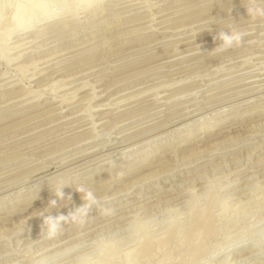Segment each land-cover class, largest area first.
I'll use <instances>...</instances> for the list:
<instances>
[{"label": "rangeland", "instance_id": "1", "mask_svg": "<svg viewBox=\"0 0 264 264\" xmlns=\"http://www.w3.org/2000/svg\"><path fill=\"white\" fill-rule=\"evenodd\" d=\"M1 1L5 2L4 4L7 7L2 12V19H1V24H0V37L4 35L5 31H7L9 27L8 22L11 21L10 19H12L13 9L17 6L19 7V5L20 7H22L26 3V0H1ZM104 1L105 0H103V2ZM130 1L132 4L134 3L136 4H134L133 7L129 6L128 8L124 7L121 9L123 10H126V9L128 10L130 8L137 9L138 7L139 9L137 11H141L140 15H134L132 17H127L125 19L121 18L116 22H114L115 20L110 19L106 27H114V26L122 25L124 24V22L127 23L133 20L144 19L145 21H143L142 23L118 28L114 30L113 33L106 34V36L104 33H102L105 30V28H101L92 33L84 32L81 35L75 37L74 39L66 41L65 43L54 45L53 47H49L51 46V44L46 47L43 46L42 48H47V49H41V51L36 53L34 56L24 59V61H19L20 59L14 60L13 58L16 57V54L22 52L21 50L25 48L26 46L32 45L31 48L24 50V51H28L32 48H35L36 46L43 44L47 40L39 41L43 37L42 36V37H39L40 39L37 38L36 40H34L35 42L33 41L32 43L27 44L26 42L27 40L29 41V37L26 38V35L28 36V34L23 35V36H18L17 34H20V33L13 32L12 33L13 35L10 36L8 41L6 42L4 46L5 48H3L4 55L2 54L1 55L2 57H0V85L1 83L2 84L13 83L12 85H14L15 83L16 85L18 84L20 86V91L11 93L9 95H3V94L8 93V92H3L2 94H0V96L3 95L2 97H0V101L3 99L9 98V97H13V95L16 96V95L23 94V93L25 94L26 92H28V90H35L37 85H34V82L30 84L31 75L41 70L43 67L46 66V64L48 65L53 60H54L53 62H55L56 60L59 59V58L53 59V56H51L49 52H52L56 50L57 48H62V47L66 48L69 45L77 46V44H80L81 42L85 41V39L89 38L94 33L95 35H99V36L100 34L101 36L104 34L105 37L109 35L107 39H102L96 43H93V45H98V43L103 44L105 42L107 43L108 41L112 42V39L115 40V39H118L124 36L137 34L142 31H148L150 30L148 26L150 23L148 24V21H146L145 18H149V15L151 14L164 12L166 11V9L172 10L174 8V7L171 8L172 7L171 6L172 2H171V3H166L167 5L164 8L156 9L155 6L156 7L157 5L159 6V4H161L162 2H165L164 0H138V1L135 0L136 2L133 0H130ZM197 1H201V0H196V2ZM261 2L264 3V0H222L220 2L207 1V2H203L199 5L194 6V7H199V6H203L206 4L208 5V3L210 4L215 3L213 7L200 10L198 12H194V14L196 13L200 15L192 17L191 19L183 22V23H186V22H191L193 20L202 21V22L199 21L197 23L194 22L193 23L194 26L189 25L188 27L190 28L187 27L188 28L187 31L189 32H187L186 34L191 33L190 32L191 29L199 30V29H204V28H209V27H212L215 29H206L200 32H196L195 35L197 37L199 35H204V34H209V35L211 34V37H205L200 40L184 43L182 45H179L178 47H174L171 45L177 43L180 40L192 39L193 36L189 35V36L183 37V39L179 38V39H174V40H169V41H162V42L159 41L163 38L165 39V37L166 38L176 37L177 33L169 34V33H162V31L169 27H174L177 24L157 28V33H155L154 31H149L147 32V35H149L148 37H146L144 34H139L132 38H128L122 41H117V43L115 42L114 44L109 45L107 47L108 48L107 51L102 52L101 55L103 54L108 55V54H111L113 52H117L120 50L123 51V49L125 48H128V49H126L125 51H123L122 53L118 55H114L115 57L112 56L111 59H109V61L117 62V63L115 64L112 63L113 64V65L111 64L112 66L107 65L103 68H98L96 70L98 73L106 69H110L112 71L118 70L119 68H123L124 66L135 64V62H140L142 60H145V61L135 64L133 66L127 67L125 69L118 70L117 72L111 74L109 76L110 80H106L100 86L104 89L102 91H96L97 94H100L104 92L107 88H110L107 92H104V97H101L99 99L100 102L99 101L96 102V100H92V102L90 101L91 103L86 101L85 104L80 105L79 107H75V108L72 107L74 106L72 103H71L72 105L64 104L62 105L63 110L60 107L44 109V108H48L49 106H57L58 103H56L55 101L48 102L42 106H39L35 102L32 104L26 105L24 107H20V108L10 110V111L0 114V163L5 160L7 161L8 159L20 158V157L22 158L25 156H29V158L33 157L36 159L42 155L44 156L45 154H52L54 152H57L53 158L47 160L50 162L48 164H45L46 166L52 165L51 167L43 170V171L49 170L47 173L40 175L38 177L32 178V180H28V181H25L23 183H19L16 185L10 186V184H13L14 182L8 183L9 185L6 183L10 187L4 184L7 187L3 185L4 186L2 187L3 189L0 190V206H1L0 207V218H1L0 219V264H83V263L90 264L91 262H92L91 264H98L99 262L97 261H100V259L106 258V255H105L106 252H107L106 253L107 258L109 259L111 258L113 262L115 261L114 263L116 264L127 263L128 264L127 261H124L121 259H124L125 252L126 254H129L127 250H130V248L135 249L134 248L136 246L135 241L138 240L137 238L139 236H141L140 234L147 235V233H149V237L152 235L150 238H154V236L156 235V239H157L159 238V235H161V233H164L166 231V229L164 230V227L166 226L165 225L166 221L164 220H166L165 218H167L168 215L164 214L163 213L164 211L161 213H158V212L154 214L152 213L148 216L146 215L147 217L146 218L143 216L144 213L140 214L136 212L135 208L138 205V203H135L131 205L128 209L130 212L129 211H128L129 213L127 212L128 216L125 217L124 219V221L126 222L124 226H122L119 230L111 234H107V235L104 234L103 237L101 234V237H102L101 241H98V242L94 241L92 243H91L92 240L86 241L83 245H81L80 249H78L76 252H74L73 254L69 256L72 259L65 258L66 260L64 261L62 257H58V259L56 258L53 259L51 257L52 256L51 253L53 254L54 251L56 252L57 250H60L67 245L69 246L88 236H91L90 234L83 235L85 227L90 226V224L94 223V221H97V219H99L100 217H101L100 219L109 217L111 214H107L108 212L106 213L108 209L118 206L119 204L121 205V204L127 203L128 201L138 199L139 196H142V199H143L142 200L143 202H141L140 205L146 203L147 200L148 202H150L152 199L156 200V198L159 195H163L161 192L163 191L168 192V190L172 186L175 187V189L177 188L176 190L178 189L182 190L184 188L183 189L184 194L182 195L181 199L186 200L190 196H195V200L197 202L195 200L194 201L196 203L195 206L197 208L194 206V209H193V212L195 210L194 214H196V212L198 213V210L200 212V209H204L208 207L209 203H211L210 207L212 209L208 208V210L210 209L209 212H213V213H210V215L213 214L211 217L216 215L215 217H213V225H214V228H216L214 229L215 233L213 232L211 234L213 238L208 237L209 239L205 240L206 247H204V249L206 248V250L208 251L207 252L208 254L205 252L206 250L202 251L211 258L209 259L208 256L205 257V254L203 253L204 254L203 257L209 260L207 261L204 258L200 259L199 264H206V262L207 264H219V263L221 264L222 262L221 260H225V258L226 259L228 258L227 259L228 264H255V263L264 264V167L261 169L260 172L258 173L256 172V169L260 168L264 164V162L259 163V164L254 163L255 159L260 158L261 156L264 155V149L259 150L257 152V155L254 158L251 156L250 160L247 159L249 157L247 156V153H246L249 150L256 148L257 146L259 147L264 146V71L261 70L260 68V67L264 68V62L259 63L264 59V55H262L261 57L259 56L256 57V55H254L255 56L254 57L252 55L253 57L250 59L251 62L249 60V63L243 65V67H240L239 69H234L228 72H220V73H217L218 75L217 74L213 75L214 68L209 67L214 64L216 65L217 63L219 64L221 61H226L228 59L230 60V59L242 56V55L252 54L251 52L255 53L258 51L261 54L262 53L264 54L263 49H260V50L258 48L252 49L253 46L258 47L264 44V41L256 43L257 40L264 39V17H263L264 11L262 12L257 11V10H264V5H261L260 4ZM74 3H75L74 0H47V1L42 0V5H43L44 10L41 15L39 16H37V14L34 15L32 17L31 23L34 24L35 28H37L38 25L44 22L42 21V23H40L42 18H46L48 16H54V15H56V18H59L60 16L64 17V16L74 15L75 18L83 19L82 16H84L86 13L84 12V8H83V6L85 5L81 4L79 6H75ZM97 3H98V0H90L88 1L87 4L89 8L95 9L96 8L95 4ZM192 3H189V4H192ZM185 5H187V3ZM185 5L184 4L182 6L178 5L175 8H180ZM190 9H193V8H190ZM120 11H121L120 9L115 10V12H120ZM177 12L179 11H175L170 14L173 15L174 13H177ZM170 14L164 15L163 17L164 18L165 16L168 17V15ZM194 14H190V16ZM123 15H126V14L123 13ZM21 16L23 15H20V18L22 19ZM113 16H120V14L119 15L117 14L108 15V17H113ZM161 17L160 16L157 17V20H155V23H152L151 25L156 24L154 26H161L162 24L167 23V21L157 22L158 20L163 19V17L162 18ZM103 20L100 19L98 20V22H101ZM213 20H218V22L215 23L213 22ZM239 20H243V21H239ZM170 21L172 20H168V22ZM224 24H230V25H227L225 27H220V26H223ZM102 25H106V24H100L99 26L102 27ZM86 27L87 26L79 27V28H76L75 30L77 31L78 29L80 30ZM135 28H139V29H135ZM71 32L72 30L65 32V33L68 34ZM245 32H246V35L239 36V41L252 39L251 41H249V43H243L242 45H235V43L237 42H234L233 43L234 45L232 44L230 47L222 49L223 51L221 50L218 53L212 56H209L208 58H206V60L194 61V59H196V57H198L199 54L189 55L186 57H180L182 54L188 53L189 51H193L196 49V47L183 49V48H186L187 46L199 45L201 48L204 47L205 51L207 49L218 48L216 47L218 43H215L213 45L208 44L209 42L211 43V42L218 41L216 39V35L218 33H230V34L239 35V34H245ZM248 32H251V33H248ZM65 33L63 34L65 35ZM36 34H33L30 37V39L38 35ZM181 35H178V36H181ZM48 40H51V39L49 38ZM157 40H158V43H155L157 42ZM18 44H20V47H17ZM166 46H171V47H166ZM102 47L104 48L105 45H102L98 49ZM160 48H163V49H160ZM247 48H249L250 50H247ZM84 49H87V48H84ZM245 49L247 51H243L241 53L236 54V52H238L239 50H245ZM78 50L81 52L83 51V48L78 49ZM78 50L73 51V53H76V51L78 53L79 52ZM68 54L71 55L70 53H67V55ZM229 54H232V55H229ZM101 59L91 62L89 63V65L94 64L100 61ZM33 60L34 62L36 61V63H34L35 65L34 67L36 68L35 71L33 69L34 67L32 66L28 68L23 67L22 72L18 71V67L23 66L29 61L33 62ZM67 60L68 59H66V61ZM48 61H51V62L48 63ZM229 63H226V65L224 66L225 69L232 68V67L234 68L235 65L236 66L242 65V61H235V62L230 61ZM55 65L57 66L59 64H55ZM87 65L88 64L84 66H87ZM77 69H80V68H77ZM247 69H250L252 73L242 74V72H244ZM75 70L76 69H72L65 73L68 74ZM202 72H205V73H202ZM65 73H62L61 75H64ZM88 73L90 72H87V73L84 72L83 74L81 73V75L79 74L80 76L74 75L73 78L69 77L70 79H75L77 83L74 81L72 83L73 85L72 84L66 85L62 87L63 89L62 88L56 89L57 91L55 90V93H53V91L50 92L49 90L45 89L44 91H42L45 93L43 97L40 98V100L43 98V101H45L46 100L45 97H47V95L49 94H50L49 96L54 95V96H57L58 98L61 96H65L69 94V91L71 92V90L81 87L82 85L81 83H83L86 79H87L86 80L87 82L91 83V82H94L104 77V75H102L100 77L92 78L91 76H87L89 75ZM206 73H208L209 75L206 76L204 79H201L199 76H197L199 74H206ZM256 73H258V76H256L257 78L255 77V79H257L258 81L256 80L255 82H247L244 84H240V85L233 87V89L231 88L230 90L227 91L228 93L229 91H236L241 88L242 89L245 88L243 91L234 94V96L243 94V97L242 96L239 97L240 99L235 98L236 100L232 99L231 102L233 103H230L227 101V103L225 102L224 105L222 103L216 106L217 108L216 107L215 108L214 107L205 108V106H207L206 104L205 106L199 109H194L197 106L201 105V103L190 104L191 102H193L194 99L191 98V95H188V96H184L182 99H179L170 105L168 104L166 107V112L163 111L162 109V108H165L162 106V103L154 105L153 107L151 106V107L141 109L144 106L154 103L151 98H153L157 92L160 93L158 95V98H160L159 102H161V100L163 99H167V98L172 97L173 95L179 94L180 92H182L183 88L189 90L188 88L191 89L197 86L196 87L197 89H201L200 92L202 90L203 92H205V90L207 91L208 89L210 91L213 89L218 90L220 88L230 86L231 84H235L237 82H241L244 80L246 81L250 77L254 76ZM210 75L213 77H211ZM105 76H108V74ZM226 76H231L232 79L226 80L220 83H216L210 86V88L208 89H205L206 86L199 85L203 83L204 81L211 82V81H215V80H218ZM181 78L182 79L188 78V80L190 81H188V83H185L181 87H176L170 90H165V88L160 89L162 85L170 84L171 82L178 81ZM65 88L69 90H66ZM143 91L146 93L141 95L140 97L135 98L137 94ZM90 92L91 91L89 89H86L83 93L78 95L74 100L78 99V101H80L83 99H89L91 95H85V94H88ZM30 94L32 95V93ZM197 94H199V92ZM30 96L27 95V97L29 98ZM111 96H112V99H110L109 101L110 103H114L121 99L124 100L125 98H129L131 96L134 97L133 99H130L129 101H125L122 104H120V106H122L123 108L126 106L134 105L133 108L117 116V117L122 116L121 117L122 119H126V118L136 116V115L145 114L146 112L157 110L159 108L161 109L160 112L156 111L152 114L142 115L141 117L133 121H130L128 124L123 125L118 130H114V134H112V136L116 134L115 132L119 133V132H122L128 129L140 126V124H146L147 122H152V123H149L148 125H145L139 128L138 130H135V132L129 134L126 137L128 138L135 134H139L140 132H144L145 130L154 128L155 126L156 127L160 126L161 124L164 123V121L168 120V117L166 118V120L159 119V118H163V116H165L167 113H168V116H170L171 114L182 112L178 116L175 117V118H180V120L178 121L179 125L175 126L172 129H170L169 127L167 128L165 126V128L161 127L158 130L156 129L152 132H149V134L150 133L152 134L155 131L157 132V131L163 130V132L153 137H150V139L148 138L146 140H143L137 143L136 145L130 146L128 148L126 147L124 148L123 146H126L129 142L139 140L140 138L146 135H141L125 143L111 145V142L109 143L106 142V136L103 134V131L107 130L106 126H110L116 123V121L108 122L100 126H99V123L98 124L96 123L97 124V125L95 124L96 131H92L90 127L89 128L87 127L86 129L82 131L75 132V133H69V132H72L73 130L75 131L78 127L88 125L89 123H91V121L99 120L103 118L107 116V113L109 111H113L115 109V106L110 107L111 109H108L106 111L103 110L105 111V112L102 111L103 114L102 112H100V110L104 108L100 105L104 104L103 103L104 100H106V98L111 97ZM54 100H57V99H54ZM21 101L12 102L3 107H0V113L3 112L4 110L12 108L13 106H15L17 103ZM184 104L187 105L186 106L187 108L181 107L175 111L167 112V110H170L171 108H175L177 106H183ZM34 106H37V107L31 110L25 111ZM81 107H85V108L89 107L91 110L90 115L92 118L91 117L88 118L87 116L88 118L87 120L85 115H79V116L75 115L74 116L73 112H75L76 110H79ZM237 109L238 110L240 109V111L242 112L245 111L243 112L242 116L247 113L257 112L258 110H260L261 112L258 111L259 113L257 112L258 114H256L253 117L248 115V116L239 118L238 120H233L234 122H238V123H235L229 126L228 128H225L221 131H217L213 134H219L221 132H230V133H224L218 136V138L216 137L212 139L211 142L210 140L204 141V142L198 141V142L191 144L192 147L187 146V148L188 147H191V148H188L185 151L179 152L178 150V153H174V151H170L169 153L163 151L164 147L172 148L176 145H179L185 142L187 139H193V138L198 137L200 133H204L208 130L211 131V130L216 129V127L219 128L221 126L228 124L227 119L233 116L232 112ZM59 111L61 113H56ZM8 116H11V117H8ZM222 116L223 118L220 119L219 117H222ZM249 118H250V121L246 123H242L244 122V120H248ZM80 119L81 120L84 119L87 121L76 124V122ZM154 120H159V121L153 122ZM65 126H67V128H64ZM206 127L208 128L204 130V128ZM166 129H168V131ZM187 129H190V130L192 129V131L190 133L185 132V134L178 136L179 139H177V141H174L173 139H171V137L173 136V133L176 134L178 132L185 131ZM100 131H102L101 132L102 134L100 133ZM95 132L98 135H100L98 140H95L93 142L87 141L88 143L83 141L81 143L82 140H86L89 137H93L95 135ZM63 134H68V135L64 136ZM85 134H88V135H85ZM149 134L147 133V135ZM187 134H188V137L184 138ZM251 134L254 135L253 136L254 138L248 137ZM60 136H64V137L60 138ZM237 141H239L240 145L245 143L246 141L252 142V143L247 145L244 148L242 147L241 149L232 151L224 156H220V157H218V155L212 156V158L210 159V162L208 163L204 162V160L207 159V157L208 158L211 157L209 155L211 154L210 152L213 151L214 143L216 144L217 142L218 144L223 146V145H226V143L234 145L235 144L234 142H237ZM103 143H106L105 146ZM100 144H103V146ZM17 146H19V148ZM28 147L29 148L33 147V148L27 151L26 153H23V154L16 153L15 155L9 156V154L11 153H14L17 151L19 152ZM131 147L136 148L135 149L136 152H134L136 155L145 153V155L142 157V160L132 161V163L125 162V160H127L131 156L132 157L136 156L134 153L131 154L130 151H128L129 153L127 152V150L130 149ZM87 149H88V152H89V149H90V152H92L91 150H95V149H98V150H96V152H93L92 154L88 153V154L81 155L77 158L72 159V156L77 155L79 153L82 154L84 152H87ZM222 149L227 150L229 149V147L228 148L223 147L221 148L220 151H223ZM160 153L161 155H167L169 157V158L166 157V159L167 158L169 159V162L167 164L159 165L156 167L150 166L140 172L129 173L128 171L129 169L131 170L135 168L136 166L140 165L141 163H144L150 159H155L159 157ZM128 154H131V155L127 157ZM93 155H96V156L91 157ZM236 155H237L236 160H240L237 163L232 164L228 161L227 163L223 162V160L232 158L233 156H236ZM35 159L34 160L33 159H23L19 162H16L15 164L13 163V165L8 164L5 166H1L0 174H3L8 171L10 172L12 169L18 168L19 166H24L27 164H36L37 160ZM85 159H89V161L87 163L82 162ZM63 160H68V161L57 166L56 163L61 162ZM98 160H101L102 162L99 161V163L97 164L96 163L92 164L93 162L98 161ZM137 160H139V158H137ZM216 163L217 164L219 163L221 166L219 164L215 165ZM228 163H230V165ZM70 165L71 167H69V169L67 168V170L65 169V170H62L61 172L58 171L60 175L66 171H70L69 172L70 174L68 173L67 176L66 175L60 176L58 172H55L56 169L58 170L60 168H64ZM239 165H241V167L243 165V168L239 167L243 170L239 171L238 173H235V172L230 173L232 172L231 171L232 169L238 167ZM83 166H84V170L82 168ZM34 168L35 167H33V169ZM104 168H109L108 170L112 169L113 171L108 176L103 175L105 177L97 176V174L99 173L92 174V172H94L95 170L98 171L99 169L102 170L101 172H104ZM33 169L32 167L31 168L29 167L27 169H23L22 171L18 173L1 177L0 183L10 180L12 178H15L16 176H19L23 173L25 174ZM170 169H171V172H170ZM165 170L169 172L166 171V173H164ZM162 171L164 172L160 173ZM37 173L31 174L29 176L32 177ZM120 173H122V175L123 173L127 175L125 176V178H122L120 176L121 175ZM191 174L192 175L194 174L197 179L194 180L195 178H188L189 175ZM242 174H246L242 178L243 181L238 182L237 185L235 186L233 185L232 187L231 185L227 186V183L230 180H233L235 177H238ZM47 175H50V176L47 177L45 180H51L52 178H55L52 182H55L57 180H62L67 177L68 179H64L63 181L59 182L57 185L55 184L50 188H45L44 190L37 191L38 188L44 186V185H41V183L45 181L44 179H42V181L39 179ZM88 178H91V179L86 183L85 180H87ZM109 178L110 180H114L113 178L115 179L118 178V182L113 184L111 187L103 186L104 184L102 185L101 183H106L110 181ZM52 182L50 181L48 183H52ZM197 182H203V187L201 189H197V187H195V184ZM245 183H247L248 185L247 187L243 188V190H241V191L246 190L243 195H240V196L237 195L239 194V192L241 193V191L236 192V193H231V191H233L234 189L244 186ZM83 186L84 187H88V186L96 187V189L90 190L95 197V202L92 203L90 207L86 206V207L77 209L82 203L85 204L86 202L83 200V194L82 193L79 194L74 189L77 187L82 188ZM97 186H99V188H97ZM46 189L47 190L51 189L53 191L44 193L46 192ZM60 189L64 194L63 199H58L56 197V193H58ZM156 191L158 192L160 191L159 193L161 194H159L158 196H155ZM188 191L189 192L191 191L192 193L191 192L189 193ZM29 192L30 193L32 192V193L29 194ZM211 195H212V198L210 197L209 199L206 198ZM21 196L23 197L18 198ZM206 199H208L207 200L208 204L207 202L205 203ZM37 200H41V201L40 203L38 202L36 203V205H34L36 207L32 206L33 208L31 207L28 210L25 209L23 211L16 213L13 216H7L6 214L12 209H15L17 207V206L9 207L13 203L22 202L20 203V205L23 206L26 203H31ZM51 200H56V204L54 207L49 204V201ZM187 200L184 201L180 205L173 206V208L175 206L177 207L176 210H174V212L176 211L175 213H178L176 215L178 216V222L180 221L179 224L186 220V216H184V214L185 215L189 214L187 213V210H189L191 205L190 203L188 205L189 201ZM220 210L222 211L221 214L219 212ZM58 214H68V215L65 216L63 221L59 223L58 225L54 221H48L46 224H42V220L44 217H47V216L54 217ZM134 218L140 220V222H143L144 219L145 220L149 219L146 225H142L144 226L143 228H141V231L143 229V233H140V227H139L138 228L139 230L137 231V229H135V231L139 232L140 234L138 233L134 234L135 233V232L133 233L134 230L133 229L131 230V228L128 226L129 223L132 220H134ZM214 219H216V221H214ZM50 227L55 229L54 234L49 233ZM64 228L67 230H65ZM79 230H80V234H77L78 236L74 235L76 233H79ZM99 231L100 230H97L96 232L99 233ZM144 231L146 232L144 233ZM96 232L92 234H95ZM69 236L70 237L72 236V238H69ZM64 237H67V238H64ZM68 238L69 240H66ZM96 238H100V234H98V237ZM139 238H140L139 241H141L142 237H139ZM156 239H154L153 241H155ZM37 240L41 242L39 243L37 242ZM56 240H57V243H56ZM102 241H103L104 247L106 244L110 250L106 247L105 249L103 246L99 245L100 244L99 242H101L102 244ZM51 242L52 243L55 242V244H58L59 246L54 245L55 248L51 247L45 251L44 250L41 251L40 248L43 245L50 244ZM108 242L109 244H107ZM136 242L138 243V241ZM220 246H222L223 249L225 247L227 249L225 248L224 249L225 251L221 249L222 251L220 250L219 251L220 253L218 252V253H215V255H213L214 254L213 252L216 251L214 249ZM100 248L105 250L103 252V254L105 255V258H103L104 255L103 256L98 255L102 252V251L100 252ZM132 250L131 252L133 254ZM257 250H259L258 253L260 252V254L257 253L258 257L252 256ZM211 251L213 253L212 255H211ZM110 252H111V255H113V257L115 255L114 258L111 257ZM161 252L162 253H160L159 251V254H161L162 257L160 255L158 257V254L154 255V252H153V255H152L153 259L149 257V259H145L146 261L137 260L136 262L137 263L141 262V264H145V263L146 264H150V263L159 264L160 262H162L163 264H173V259H171V256L173 258V255L175 253L173 252L172 253L173 255L171 254L168 256V251H166V249ZM246 252L247 254L250 253V255L248 254L247 256ZM155 253H158V252H155ZM164 253L167 254V257H166V254L164 255ZM122 254L124 255L121 257ZM131 255H129V258H128V261H131V263L129 262L130 264L133 263L131 259ZM242 255L244 256L243 258H242ZM46 256H49V258H52L53 260L45 259ZM155 256L160 258L161 261L158 260V258H156ZM117 258L118 259L121 258L120 259L121 261H117L118 263L116 262ZM161 258L162 259L164 258V260H162ZM147 260L148 261L151 260V261L147 262ZM95 261L97 263H95ZM102 261H100V263ZM158 261L159 263H157ZM163 261H166V262H163ZM167 261L169 262L167 263ZM196 264H198V262Z\"/></svg>", "mask_w": 264, "mask_h": 264}, {"label": "bare ground", "instance_id": "2", "mask_svg": "<svg viewBox=\"0 0 264 264\" xmlns=\"http://www.w3.org/2000/svg\"><path fill=\"white\" fill-rule=\"evenodd\" d=\"M43 1H47V0H43ZM88 1H90V0H74V4H75V6H79V5H85V6H83V8H84V12H86L85 13V15L84 16H82L83 17V19H79V18H75V16L74 15H71V16H64V17H59V18H56V15H54V16H48V17H46V18H42L41 19V22L40 23H42V21H44L42 24H40V25H38V27L37 28H35V26H34V24H32L31 23V20H32V17L34 16V15H36L37 14V16H39V15H41L42 14V12H43V10H44V8H43V5H42V0H26V3L24 4V6H22V7H20V5H19V7L17 6V7H15L14 9H13V16H12V19H10L11 21H9L8 22V24H9V27H8V29H7V31H5V33H4V35L3 36H1L0 37V57H2L1 55L3 54V48H5L4 46H5V44H6V42L8 41V39H9V37L10 36H12L13 34V32H17V33H20V34H17L18 36H23V35H26V34H28V36L26 35V38H28L29 37V41L27 40V44L28 43H32L34 40H36L37 38H39V37H42L39 41H41V40H47L46 42H44L43 44H41V45H38V46H36L35 48H32V49H30V50H28V51H24V50H27V49H29V48H31L32 47V45H30V46H26L25 48H23L21 51L22 52H20V53H18V54H16V57H14L13 59L14 60H19V61H24V59H27V58H29V57H32V56H34L36 53H38L39 51H41V49H47V48H42L43 46H48V45H50L51 44V46H49V47H53L54 45H59V44H61V43H65L66 41H69V40H72V39H74L75 37H77V36H79V35H81L82 33H84V32H86V33H92V32H94V31H97V30H99V29H101V28H105V30L102 32V33H104L105 34V36H106V34H109V33H113V31L114 30H116V29H118V28H122V27H127V26H132V25H135V24H139V23H142L143 21H145L144 19H139V20H133V21H131V22H127V23H125L124 22V24H122V25H118V26H114V27H106L107 26V24L109 23L108 21L110 20V19H113V20H115L114 22H116V21H118L119 19H121V18H127V17H132V16H134V15H140V13H141V11H137L139 8L137 7V9H135V8H130V9H126V10H123V9H121V8H124V7H129V6H131V7H133V5L134 4H136V3H134V4H132L131 3V1L130 0H105L104 2H103V0H98V3L97 4H95V9H92V8H89L88 7ZM133 1H135V0H133ZM138 1V0H137ZM165 2H162L161 4H159V6L157 5V7L155 6V8L156 9H160V8H164V7H166V3H171L172 2V4H171V8H173L172 10L171 9H169V10H167L166 9V11H164V12H159V13H156V14H151V15H149V18H145L146 19V21H148V26H149V28H150V30H148V31H142V32H139V33H137V34H133V35H128V36H124V37H121V38H118V39H115V40H113L112 39V42H105V43H103V44H99L98 43V45H93V43H96V42H98V41H100V40H102V39H107L108 38V36L107 37H105L104 36V34L101 36V34H100V36L99 35H95V33L93 34V35H91L89 38H87V39H85V41H83V42H81L80 44H77V46H72V45H69V46H67L66 48H64V47H62V48H57L56 50H54V51H52V52H49L50 53V55L51 56H53V59L55 58H59L58 60H56L55 62H51V61H48V63L49 62H51L50 64H46V66L45 67H43L41 70H39V71H37L36 73H34L33 75H31V82H30V84L32 83V82H34V85H37V87H36V89L35 90H28V92H26L25 94L23 93V94H19V95H16V96H14L13 95V97H9V98H6V99H3V100H1L0 101V107H3V106H5V105H7V104H9V103H12V102H17V101H21V102H19V103H17L15 106H13L12 108H9V109H7V110H4L3 112H1L0 114H2V113H4V112H7V111H10V110H14V109H17V108H20V107H24V106H26V105H29V104H32V103H37L39 106H42V105H45L46 103H48V102H53V101H55L56 103H58L57 104V106H49L48 108H44V109H49V108H53V107H60L61 109L63 108V106L62 105H64V104H73L74 106H72V107H79L80 105H83V104H85V102L87 101V102H92V100H96V102L97 101H99L100 102V98L101 97H104V92H107L110 88H107L104 92H102V93H100V94H97L96 93V91H102L104 88H102V87H100L106 80H110V75L111 74H113V73H115V72H117L118 70H122V69H125V68H127V67H130V66H133V65H135V64H138V63H141V62H143V61H145V60H142V61H140V62H135V64H131V65H128V66H124L123 68H119L118 70H110V69H106V70H104V71H100L99 73L96 71L98 68H103V67H105V66H107V65H111L112 63H117V62H110L109 61V59H111V57L113 56V57H115L114 55H118V54H120V53H122L123 51H125L126 49H128V48H125V49H123V51L122 50H120V51H117V52H113V53H111V54H108V55H105V54H103V55H101V53L102 52H106L107 51V47L109 46V45H112V44H114L115 42L117 43V41H122V40H125V39H128V38H132V37H134V36H136V35H139V34H144L146 37H148L149 35H147V32H149V31H154L155 33H157V28H160V27H166V26H170V25H173V24H177V25H175L174 27H169V28H167V29H165V30H163L162 31V33H169V34H172V33H177L176 34V37H173V38H166L165 37V39L163 38V39H161V40H159L160 42H162V41H169V40H174V39H179V38H182L183 39V37H185V36H189V35H192L193 37H192V39H187V40H180V41H178L177 43H175V44H172L171 46H174V47H178L179 45H182V44H184V43H188V42H192V41H196V40H200V39H203V38H205V37H211V34L209 35V34H204V35H199L198 37L195 35V33L196 32H200V31H203V30H206V29H215V28H212V27H209V28H204V29H199V30H194V29H191L190 30V32L191 33H188V34H186L187 32H189V31H187V29L188 28H190V27H188L189 25L191 26V25H193V23L195 22V23H197V22H199V21H201V20H193V21H191V22H186V23H183L184 21H186V20H189V19H191L192 17H195V16H197V15H200V14H194V12H198V11H200V10H204V9H207V8H210V7H213L214 5H215V3H212V4H210V3H208V5L206 4V5H203V6H199V7H194V6H196V5H199V4H201V3H203V2H207V1H214V2H220V1H222V0H201V1H197L196 2V0H164ZM87 2V3H86ZM136 2V1H135ZM193 2V3H192ZM195 2V3H194ZM5 2H2L1 0H0V24H1V19H2V12H3V10L7 7V6H5V4H4ZM13 3V2H12ZM131 3V4H130ZM154 3V2H153ZM156 3V2H155ZM187 3V5H185ZM189 3H192V4H189ZM10 4V3H9ZM87 4V5H86ZM185 5V6H183V7H180V8H175L176 6H178V5ZM189 4V5H188ZM255 4V3H254ZM253 4V5H254ZM261 5H264V3H260ZM259 4V5H260ZM15 6V5H14ZM151 8V7H150ZM190 8H193V9H190ZM237 8V7H236ZM21 9H22V11H21ZM117 9H120L121 11L120 12H115V10H117ZM7 10V9H6ZM111 10H112V12H111ZM123 10V11H122ZM12 11V10H11ZM134 11V12H133ZM175 11H179V12H177V13H174L173 15L172 14H170V13H172V12H175ZM258 12H262V11H264V10H257ZM219 12V11H218ZM121 13H122V15H121ZM123 13H125L126 15H123ZM130 13V14H129ZM112 14H117V15H119L120 14V16H113V17H108V15H112ZM167 14H170V15H168V17H166L165 16V18L163 17L164 15H167ZM190 14H194V15H191L190 16ZM20 15H23V16H21L22 17V19L20 18ZM70 15V14H69ZM238 15V14H237ZM163 17V19H161V20H158L157 22H163V21H167V23H165V24H162L161 26H154V25H156V24H154V25H151L152 23H155V20H157V17ZM71 17H73V18H71ZM80 17V16H79ZM161 17V18H162ZM264 17V16H263ZM4 18H5V16H4ZM229 18V17H228ZM100 19H104L103 21H101V22H98V20H100ZM213 19V18H212ZM221 19V18H220ZM225 19H227V18H225ZM248 19V18H247ZM4 20V19H3ZM112 20V21H113ZM168 20H172V21H170V22H168ZM6 21V20H5ZM239 21H243V20H239ZM32 24H30V23ZM202 22V21H201ZM213 22H218V20H213ZM37 24V23H36ZM35 24V25H36ZM100 24H106V25H102V27H100L99 25ZM232 24H233V22H232ZM31 25V26H30ZM227 25H230V24H224L223 26H220V27H225V26H227ZM37 26V25H36ZM85 27V26H87L86 28H83V29H78L77 31L75 30L76 28H79V27ZM98 26V27H97ZM194 26V25H193ZM188 27V28H187ZM220 27H218V28H220ZM32 28V29H31ZM33 28H35V29H33ZM73 29H74V31H73ZM135 29H139V28H135ZM72 30V32L71 33H68V34H66L65 32H68V31H71ZM133 30V29H132ZM131 30V31H132ZM25 31V32H24ZM128 31H130V30H128ZM23 32V33H22ZM222 32V31H221ZM14 33V34H15ZM38 35H37V34ZM63 33H65V35L63 34ZM159 33V32H158ZM248 33H251V32H248ZM247 33V34H248ZM2 34V33H1ZM30 34V35H29ZM33 34H36L37 36H35V37H33V38H31L30 39V37L33 35ZM181 34H183V35H181ZM263 34V33H262ZM46 35V36H45ZM112 35V34H111ZM178 35H181V36H178ZM241 35H246V32H245V34H239L238 36H241ZM56 36V37H55ZM25 38V39H26ZM51 39V40H48V39ZM53 38V39H52ZM110 38V37H109ZM145 38V37H144ZM252 39H249V40H242V41H238L237 43H235V45H242L243 43H249V41H251ZM12 41V40H11ZM262 41H264V39L263 40H257L256 41V43L257 42H262ZM35 42V41H34ZM148 43H150V42H148ZM147 43V44H148ZM155 43H158V40H157V42H155ZM215 43H219V41H215V42H209L208 44L209 45H213V44H215ZM14 44V43H13ZM21 44H22V42H21ZM25 45V44H24ZM102 45H105V47L103 48H100V49H98L99 47H101ZM234 45V44H233ZM7 46V45H6ZM171 46H166V47H171ZM17 47H20V44H18V46ZM16 47V48H17ZM116 47H118V46H116ZM138 47V46H137ZM165 47V46H164ZM191 47H196V49L195 50H193V51H189L188 53H184V54H182L180 57H186V56H189V55H195V54H199V56L198 57H196V59H194V61H202V60H206V58H208L209 56H212V55H214V54H216V53H218L219 51H221L222 49H225V48H223V47H218V48H214V49H207L206 51H205V48L204 47H200L199 45H196V46H187L186 48H183V49H188V48H191ZM83 48V51H79L78 49H82ZM84 48H87V49H84ZM130 48V47H129ZM256 48H258L259 50L260 49H263L264 50V44L263 45H260V46H258V47H254L253 46V48L252 49H256ZM112 49V48H111ZM160 49H163V48H160ZM75 50H78L79 52L77 53V51H76V53H73V51H75ZM247 50H250L249 48H247ZM246 49L245 50H239L238 52H236V54L237 53H241V52H243V51H247ZM130 51V50H129ZM205 51V52H204ZM223 51V50H222ZM257 51V50H256ZM5 52V51H4ZM255 52V51H254ZM262 52V51H261ZM264 52V51H263ZM33 53V54H32ZM67 53H70L71 55H67ZM252 54H249V55H242V56H239V57H237V58H233V59H228V60H226V61H221L219 64L217 63L216 65L214 64V65H211V66H209V67H211V68H214L213 70H214V73H213V75L214 74H217V73H220V72H228V71H232V70H234V69H239L240 67H243V65H245V64H247V63H249V60L254 56V55H256V57H261L262 55H264L263 53L261 54L260 52H255V53H253V52H251ZM260 53V54H259ZM29 54H31V55H29ZM100 54V55H99ZM4 55V54H3ZM29 55V56H28ZM78 55H79V57H78ZM229 55H232V54H229ZM253 55V56H252ZM38 56V55H37ZM228 56V55H227ZM41 57V56H40ZM49 57V56H48ZM178 57V56H177ZM223 57H225V56H223ZM255 57V56H254ZM102 58V59H101ZM38 59V58H37ZM66 59H68L67 61H66ZM99 59H101L100 61H98V62H96V63H94V64H91V65H89V63H91V62H94V61H97V60H99ZM219 59V58H218ZM214 60V59H213ZM213 60H211V61H213ZM216 60V59H215ZM121 61V60H120ZM168 61V60H167ZM191 61V60H190ZM193 61V60H192ZM230 61H232V62H235V61H242V65H240V66H236L235 65V67L233 68H228V69H225V65H226V63H229ZM28 62V61H27ZM250 62H251V60H250ZM264 62V59L261 61V62H259V63H263ZM34 63H36V61L34 62V60H33V62L32 61H29L28 63H26V64H24V65H26V66H20V67H18V71H20V72H22V68L23 67H25V68H28V67H30V66H32V67H34L35 65H34ZM55 64H59V65H55ZM86 64H88L87 66H84V65H86ZM230 64V63H229ZM254 64V63H253ZM113 65V64H112ZM111 65V66H112ZM84 66V67H83ZM252 66V65H251ZM37 67V66H36ZM77 68H80V69H77ZM162 68V67H161ZM160 68V69H161ZM261 68V70H263L264 71V68L263 67H260ZM34 69V71H35V67L33 68ZM72 69H76L75 71H72V72H70V73H65V72H67V71H70V70H72ZM208 69V68H207ZM190 71V70H189ZM84 72H90V73H88L89 75H87V76H91L92 78H94V77H100V76H102V75H104V77L103 78H101V79H98V80H96V81H94V82H87L86 80L83 82V83H81L82 85H81V87H79V88H76V89H74V90H71V92L69 91V94H67V95H65V96H61V97H57V96H49V95H47V97H45L46 98V100L45 101H43V98L40 100V98L41 97H43V95H44V93L45 92H42V91H44L45 89L46 90H49L50 92H52L53 91V93H55V90L56 89H60V88H62V87H64V86H66V85H71L74 81H75V79H70L69 77H74V75H81V73L83 74ZM62 73H65L64 75H61ZM202 73H205V72H202ZM249 74V73H252L251 72V70L250 69H247V70H245L244 72H242V74ZM24 74V73H23ZM108 74V76H105V75H107ZM241 74V75H242ZM263 74V73H262ZM79 75V76H80ZM195 75V74H194ZM209 74L208 73H206V74H199V75H197V76H199L201 79H204L206 76H208ZM212 75V74H211ZM210 75V76H211ZM218 75V74H217ZM256 76H258V73H256L254 76H252V77H250L248 80H244V81H241V82H237V83H235V84H231L230 86H227V87H224V88H220V89H218V90H209L208 88H210V86H212V85H214V84H216V83H220V82H223V81H226V80H231L232 79V77L231 76H226V77H222V78H220V79H218V80H215V81H211V82H208V81H204L203 83H201V84H199L200 86H206V88L205 89H208L207 91L205 90V92H203V90L200 92V90L201 89H197L196 87H193V88H188L189 90H187V89H185V88H183V90H182V92H180L179 94H176V95H173L172 97H170V98H167V99H163V100H161V102H159L160 101V98H158V95L160 94L159 92H157L155 95H154V97L153 98H151L152 100H153V102L154 103H152V104H149V105H147V106H144L143 108H141V109H144V108H147V107H153L154 105H157V104H161L162 103V106L163 107H165V108H162L163 109V111H165L166 112V107H167V105L169 104H172V103H174V102H176L177 100H179V99H182L184 96H188V95H191V98H193L194 100H193V102H191L190 104H197V103H201V105H199V106H197L196 108H194V109H199V108H201V107H203V106H205L206 104H207V106H205V108L206 107H216V106H218L219 104H222L223 103V105H224V103L226 102L227 103V101L228 102H230V103H233V102H231V100L232 99H234V100H236L235 98H239V97H243V94H239V95H235L234 96V94H236V93H239V92H241V91H243L245 88H241V89H239V90H236V91H229L228 93H227V91L228 90H230L231 88L233 89V87H235V86H237V85H240V84H244V83H247V82H255L257 79H255V77ZM191 77H193V76H191ZM211 77H213V76H211ZM257 78V77H256ZM79 79V78H78ZM112 79V78H111ZM189 79H190V77H189ZM70 80V81H69ZM80 81V80H79ZM82 81V80H81ZM185 81H187V82H185ZM188 81H190V80H188V78L187 79H180V80H178V81H175V82H171L170 84H167V85H162V87L160 88V89H162V88H165V90H170V89H173V88H176V87H181L182 85H184L185 83H188ZM258 81V80H257ZM76 82V81H75ZM77 83V82H76ZM80 83V82H79ZM7 84V85H6ZM4 83V84H2L1 83V85H0V94H2L3 92H8L7 94H3V95H9V94H11V93H15V92H18V91H20V86L17 84H15L14 83V85H12L13 83H9L10 84V86H9V84L8 83ZM75 84V83H74ZM73 85V84H72ZM114 85V84H113ZM198 85V86H199ZM35 87V86H34ZM160 87V86H159ZM22 88H23V86H22ZM196 88V89H195ZM63 89V88H62ZM66 89V88H65ZM86 89H89L91 92L90 93H88V94H85V95H91V97L89 98V99H83V100H80V101H78V99L77 100H74L78 95H80L81 93H83ZM100 89V90H99ZM185 89V90H184ZM66 90H69V89H66ZM57 91V90H56ZM147 91V90H146ZM150 91V90H149ZM153 91V90H152ZM225 91H226V93H225ZM48 92V91H47ZM148 92V91H147ZM176 92V91H175ZM199 92V94H197ZM222 92H224V93H222ZM30 93H32V95L30 94ZM68 93V92H67ZM146 92H141V93H139V94H137L136 96H135V98L136 97H140L141 95H143V94H145ZM31 96H30V95ZM3 95H1L0 97H2ZM27 95L28 96H30V98L29 97H27ZM165 95V94H164ZM233 97H232V96ZM229 96H231V97H229ZM246 96V95H245ZM134 97H129V98H123L124 100H119V101H116V102H114V103H110L109 101H110V99H112V96L111 97H108V98H106V100H104V104H101L100 106H102V107H104L102 110H100V112H102L103 110H108V109H111L110 107H112V106H115V109L113 110V111H109L108 113H107V116H105V117H103V118H101V119H99V120H94V121H91V123H89L88 125H84V126H81V127H78L75 131L73 130L72 132H69V133H75V132H79V131H82V130H84V129H86L87 127L89 128H91L92 129V131H96V126H95V124L97 123H99V126L100 125H103V124H105V123H108V122H112V121H116V123H114V124H112V125H110V126H106V128H107V130L106 131H103V134L106 136V142L107 143H109V142H111V145H114V144H120V143H125V142H127V141H130V140H132V139H134V138H136V137H139V136H141V135H146V136H144V137H142V138H140L139 140H135V141H133V142H129L126 146H123L124 148L126 147V148H128V147H130V146H134V145H136L137 143H139V142H141V141H143V140H146V139H150V137H153V136H155V135H157V134H159V133H161V132H163V130H160V131H155L154 133H150L149 134V132H152V131H154V130H158L159 128H165V126L168 128H170V129H172V128H174L175 126H177V125H179V120H180V118H175L176 116H178L180 113H182V112H178V113H174V114H171L170 116H168V113L165 115V116H163V118H159V119H163V120H166V118L168 117V120H166V121H164V123L163 124H161L160 126H155L154 128H151V129H149V130H145L144 132H140L139 134H135V135H133V136H130V137H126V136H128L129 134H131V133H133V132H135V130H138L139 128H141V127H143V126H145V125H148L149 123H152V122H147L146 124H140V126H137V127H135V128H131V129H128V130H125V131H122V132H115L116 134L114 135V136H112V134H114V130H118L119 128H121L123 125H125V124H128L130 121H133V120H135V119H137V118H139V117H141L142 115H148V114H152V113H154V112H156V111H159L160 112V108L159 109H157V110H152V111H149V112H146L145 114H141V115H136V116H132V117H129V118H126V119H122L121 117L122 116H120V117H117V116H119L120 114H123V112H125V111H127V110H129V109H131V108H133V106L134 105H132V106H126V107H122V106H120V104H122L123 102H125V101H129L130 99H133ZM201 98V99H200ZM224 98V99H223ZM246 98V97H245ZM35 99V100H34ZM54 99H57V100H54ZM240 99V98H239ZM17 100V101H16ZM230 100V101H229ZM233 100V101H234ZM140 101V100H139ZM240 101V100H239ZM90 102V103H91ZM238 102V101H237ZM89 103V104H90ZM71 104V105H72ZM229 104V103H228ZM189 105V104H188ZM187 105L186 104H184L183 106H177V107H175V108H171L170 110H167V112L169 111V112H171V111H175V110H177V109H179V108H181V107H186ZM35 107H37V106H34V107H32V108H29V109H27V110H25V111H28V110H31V109H33V108H35ZM187 108V107H186ZM204 108V109H205ZM217 108V107H216ZM60 109V110H61ZM63 110V109H62ZM90 108L89 107H81L79 110H76L75 112H73V115L75 116H79V115H85V117L87 118V116H88V118L89 117H91V115H90ZM105 111H103V112H105ZM258 111H260V110H258ZM257 111V112H258ZM98 112V111H97ZM103 112H102V114H103ZM243 112H245V111H243ZM243 112L242 111H240V109L238 110H235V111H233L232 112V114H233V116H231L230 118H228L227 119V121H228V124H226V125H224V126H221V127H219V128H217L216 127V129H214V130H211V131H206V132H204V133H200L199 134V136L198 137H196V138H193V139H187L185 142H183V143H181V144H179V145H176V146H174V147H172V148H167V147H164L163 148V151L164 152H170V151H174V153H178V150H179V152H182V151H185L186 149H188V148H191L192 146H191V144H193V143H195V142H198V141H208V140H210V142H211V140L212 139H214V138H218V136H220V135H222V134H224V133H230V132H221V133H219V134H213V133H215V132H217V131H221V130H223V129H225V128H228L229 126H231V125H233V124H235V123H238V122H234L233 120H238L239 118H242V117H244V116H255L256 114H258L257 112H251V113H247V114H244L243 116H242V114H243ZM261 112V111H260ZM23 113V112H22ZM56 113H61L60 111L59 112H56ZM84 113V114H83ZM85 113H87V114H85ZM71 115V114H70ZM69 116V115H68ZM226 116H228V115H226ZM8 117H11V116H8ZM257 117V116H256ZM255 117V118H256ZM5 118V117H4ZM85 118V119H86ZM88 118H87V120H88ZM92 118V117H91ZM173 118H175V119H173ZM220 119L221 118H223V116L222 117H219ZM158 119V118H157ZM251 119H253V118H251ZM3 120V119H2ZM87 120H84V119H80V120H78L77 122H76V124H79V123H82V122H84V121H87ZM216 120V119H215ZM156 121H159V120H154L153 122H156ZM248 121H250V118L248 119V120H244V122H242V123H246V122H248ZM75 123V122H74ZM96 124V125H97ZM181 125V124H180ZM73 126V125H72ZM71 127V126H70ZM64 128H67V126H65ZM208 127H206V128H204V130L205 129H207ZM248 128H250V127H248ZM61 129H63V128H61ZM179 129V128H178ZM52 130V129H51ZM167 131H168V129H166ZM180 130V129H179ZM178 130V131H179ZM252 130V129H251ZM176 131V130H175ZM192 131V129L190 130V129H187V130H185V131H181V132H178V133H173V136L171 137V139H173L174 141H177V139H179L178 138V136H181L182 134H185V132L186 133H190ZM102 131H100V133H101ZM177 132V131H176ZM92 133H94V132H92ZM147 133L149 134V135H147ZM102 134V133H101ZM49 135V134H48ZM64 136L65 135H68V134H63ZM85 135H88V134H85ZM252 135V134H251ZM249 135L248 137L249 138H254L253 136L254 135ZM256 135V134H255ZM64 136H60V138L61 137H64ZM100 137V135H98L96 132H95V135L93 136V137H89V138H87L86 140H82L81 141V143L83 142V141H85V142H89V141H91V142H93V141H95V140H98V138ZM188 137V134L184 137V138H187ZM245 137V136H244ZM59 138V137H58ZM246 138H247V136H246ZM227 139V138H226ZM225 141V140H224ZM223 141V142H224ZM84 142V143H85ZM87 142V143H88ZM213 142V141H212ZM230 142V141H229ZM232 142V141H231ZM245 142V141H244ZM44 143V142H43ZM80 143V142H79ZM207 143V142H206ZM221 143V142H220ZM235 144L234 145H232V144H227L226 143V145H223V146H221L220 144H218L217 142H216V144L214 143V145H213V151L212 152H210L211 154L209 155V156H211L210 158H208L207 157V159H205L204 160V162H206V163H208V162H210V159L212 158V156H217L218 155V157H220V156H224V155H227L228 153H230V152H232V151H235V150H239V149H241L242 147L244 148V147H246L247 145H249V144H251L252 142H245V143H243V144H239V141H237V142H234ZM104 144V146H105V144L106 143H103ZM103 144H100V145H102L103 146ZM169 144V143H168ZM41 145V144H40ZM164 145V144H163ZM20 146H22V145H20ZM99 146V145H98ZM97 146V147H98ZM187 146H191V147H188L187 148ZM18 148H19V146H17ZM37 147V146H36ZM96 147V148H97ZM136 147H138V146H136ZM223 147H229V149H227V150H223V151H220L221 150V148H223ZM16 148V147H15ZM33 148V147H32ZM31 147L29 148H26V149H23V150H21V151H17V152H14V153H11V154H9V156H11V155H15L16 153H21V154H23V153H26L27 151H29V150H31L32 149ZM104 148V147H103ZM12 149H14V148H12ZM94 149V148H93ZM136 148L135 147H131L130 149H128L127 150V152L128 151H130L131 152V154H133L134 152H136V150H135ZM157 149V148H156ZM198 149V148H197ZM264 149V146H257L256 148H253V149H251V150H249L248 152H246L247 153V156L249 157V158H247V159H249L250 160V157L252 156L253 158L257 155V152L259 151V150H263ZM96 150H98V149H95V150H91L92 152H90V149H89V152H88V149H87V152H84V153H82V154H77V155H74V156H72V159L73 158H77V157H79V156H81V155H85V154H88V153H93V152H96ZM118 150V149H117ZM159 150V149H158ZM219 150V151H218ZM12 151V150H11ZM84 151H86V150H84ZM216 151H218V152H216ZM124 152V151H123ZM57 152H54V153H52V154H45L44 156L42 155V156H40V157H38V158H33V157H30L29 158V156H25V157H20V158H12V159H8L7 161L5 160V161H3V162H1L0 163V167L1 166H5V165H8V164H12L13 165V163L15 164L16 162H19V161H21V160H23V159H35V160H37V163L36 164H27V165H24V166H19L18 168H15V169H12L10 172L8 171V172H5V173H3V174H0V179H1V177H4V176H6V175H11V174H15V173H18V172H20V171H22L23 169H27V168H31L32 167V169H33V167H35L33 170H31V171H29V172H27V173H23V174H21V175H19V176H16L15 178H12V179H10V180H7V181H5V182H2V183H0V190H2L3 188L2 187H4V186H6L8 183H11V182H14L13 184H10V186L11 185H16V184H19V183H23V182H25V181H28V180H32V178H35V177H38V176H40V175H43V174H45V173H47L48 171H43V170H45L46 168H49V167H51L52 165H45V164H48L50 161H47L48 159H51V158H53L54 156H55V154H56ZM129 153V152H128ZM138 153V152H137ZM245 153V154H246ZM131 154H128L127 155V157H129ZM135 154V153H134ZM33 155H34V153H33ZM96 155H98V154H96ZM96 155H93V156H91V157H95ZM136 155V154H135ZM145 155V153H143V154H138V155H136V156H131L130 158H128L127 160H125V162L126 163H132V161H140V160H142V157ZM169 155V154H168ZM172 155V154H171ZM176 155V154H175ZM193 156V155H192ZM240 156V155H239ZM90 157V158H91ZM166 157H168L167 155H161V153H160V156L159 157H157V158H155V159H150V160H148V161H146V162H144V163H141L140 165H138V166H136L135 168H133V169H129L128 171H129V173H137V172H140V171H142V170H145L146 168H148V167H150V166H152V167H156V166H159V165H165V164H167L168 162H169V157L166 159ZM68 158V157H67ZM70 158H71V156H70ZM69 158V159H70ZM137 158H139V160H137ZM236 158H237V155L236 156H233L232 158H229V159H225V160H223V162L224 163H227V161L228 162H230V163H232V164H235V163H237L238 161H240V160H236ZM66 159V158H65ZM68 159V160H69ZM126 159V158H125ZM188 159H190V158H188ZM216 159V158H215ZM68 160H63V161H61V162H57L56 164H57V166H59V165H61L62 163H64V162H66V161H68ZM146 160V159H145ZM201 160V159H200ZM251 160H253V159H251ZM89 161V159H85V160H83L82 162H85V163H87ZM99 161H101V160H98V161H95V162H93L92 164H97V163H99ZM104 161V160H103ZM110 161V160H109ZM248 161V160H247ZM102 162V161H101ZM250 162V161H249ZM248 162V163H249ZM262 162H264V155L263 156H261L260 158H257V159H255L254 160V163H257V164H259V163H262ZM221 163V162H220ZM230 163H228L229 165H230ZM40 164V165H39ZM55 164V165H56ZM91 164V165H92ZM105 164V163H104ZM219 164V163H218ZM217 163L215 164V165H218ZM228 164H227V166H228ZM39 165V166H38ZM64 165V164H63ZM90 165V164H89ZM220 165V164H219ZM225 165V164H224ZM245 165V164H244ZM248 165V164H247ZM262 165V164H261ZM65 166V165H64ZM101 166V165H100ZM107 166V165H106ZM221 166V165H220ZM54 167V166H53ZM69 167H71V165L70 166H66V167H64V168H60V169H56V171L55 172H61L62 170H67V168L69 169ZM85 167H87V166H85ZM90 167V166H89ZM239 167H241V165H239L238 167H236V168H234V169H232L231 171L232 172H230V173H238L239 171H241V170H243V169H241V168H243V165H242V167L241 168H239ZM264 167V164L260 167V168H257L256 169V172L258 173V172H260L261 171V169ZM80 168H81V166H80ZM83 168V170H84V166L82 167ZM216 168V167H215ZM217 168H219V167H217ZM74 169H76V168H74ZM79 169V168H78ZM109 168H104V172H101L102 170H98V171H94V172H92V174H97V173H99V174H97V176H99V177H105V176H108L113 170L111 169V170H108ZM114 169V168H113ZM214 169V168H213ZM71 170V169H70ZM42 171V172H41ZM80 171V170H79ZM82 171V170H81ZM127 171V172H128ZM166 171L167 170H165V172L164 171H162V172H160V173H166ZM37 172H39V173H37ZM58 172V173H59ZM70 171H66V172H64L63 174H61L60 175V173H59V175L60 176H62V175H68V173H69ZM73 172V171H72ZM167 172H169V171H167ZM170 172H171V169H170ZM34 173H37V174H35L34 176H32V177H30L29 175H31V174H34ZM82 173V172H81ZM126 173V172H125ZM70 174V173H69ZM121 174V175H120ZM119 175L122 177V178H125V176L127 175V174H124L123 173V175H122V173H120ZM170 174V173H169ZM202 174V173H201ZM103 175H105V176H103ZM199 175V174H198ZM203 175V174H202ZM246 174H242V175H240V176H238V177H235L233 180H230L228 183H227V186L229 185H231V187L234 185H237V183L238 182H240V181H243V177L245 176ZM29 176V177H28ZM50 175H47V176H43V177H41L39 180H41L42 181V179H46L47 177H49ZM53 176V175H52ZM58 176V175H57ZM64 177V176H63ZM62 178V177H61ZM107 178V177H106ZM119 178V177H118ZM118 178L117 179H115V178H113L114 180H110V178H109V180L110 181H108V182H106V183H101L103 186H105V187H111L113 184H115V183H117L118 182ZM152 178V177H151ZM188 178H195L194 180H196L197 178H196V176L193 174H191V175H189V177ZM187 178V179H188ZM55 178H52L51 180H45L44 182H42L41 183V185H44V186H42V187H40V188H38V190L37 191H41V190H44L45 188H50V187H52L53 185H57L59 182H61V181H63L64 179H68V177L67 178H64V179H62V180H57V181H55V182H52L53 180H54ZM91 178H88L87 180H85V182L87 183L89 180H90ZM121 179V178H120ZM106 180V179H105ZM193 180V179H192ZM52 182V183H48V182ZM84 182V183H85ZM192 182H194V181H192ZM7 183V184H6ZM46 183H48V184H46ZM4 184H6V185H4ZM4 185V186H3ZM9 185V184H8ZM7 185V186H8ZM86 185V184H85ZM107 185V186H106ZM132 185H134V184H132ZM205 185V184H204ZM246 185V186H245ZM245 185L244 186H241V187H239V188H236V189H234L233 191H231V193H236V192H239V191H241V190H243V188H245V187H247V183H245ZM6 186V187H7ZM10 186H8V187H10ZM84 187V186H83ZM81 188V187H77V188H75L74 190H77V189H84V190H86V191H90V190H93V189H96V187H91V186H88V187H84V188ZM126 187V186H125ZM195 187H197V189H201L202 187H203V182H197L196 184H195ZM206 187V186H205ZM97 188H99V186H97ZM56 189V188H55ZM54 189V190H55ZM169 189V188H168ZM177 189V188H176ZM175 189V187H171L169 190H168V192L167 191H163V192H161L163 195H159V194H161V193H159L158 191H156V194H155V196H158L157 198H156V200H149L150 202H148V200H147V202L146 203H144V204H141L140 205V203L141 202H143L142 200V196H139L138 197V199H134V200H131V201H128L127 203H124V204H119L118 206H115V207H113V208H110V209H108L107 211H106V213L107 214H111L109 217H105V218H103V219H97V221H94V223H92V224H90V226H88V227H85V229H84V232H83V230H82V232H83V235H91V236H88V237H86V238H84V239H82V240H80V241H78V242H75V243H73V244H71V245H67V246H65L64 248H62V249H60V250H57L56 252L54 251L53 252V254L51 253V257L54 259V258H56V259H58V257H62V259H63V261L64 260H66V259H70L71 257H69L71 254H73L74 252H76L78 249H80L81 248V245H83L86 241H91V243L92 242H94V241H101V238L103 237V235L105 234V235H107V234H111V233H113V232H115V231H117V230H119L122 226H124L125 224H126V222L124 221V219H125V217H127L128 215H127V212L129 211L128 209H129V207L131 206V205H133V204H135V203H138V205L136 206V212L137 213H140V214H142V213H144V217H146V215L148 216V215H150V214H154V213H156V212H158V213H161V212H163L164 214H167L168 216H167V218H165L166 220H164V221H166V223H165V227H164V230L166 229V231L164 232V233H161V235H159V238H157L156 239V235L154 236V238H150L149 237V233H147V235L145 234V235H142V234H140V233H143V229H142V231H141V228H143L144 226H142V225H146V223H147V221H149V219H147V220H143V222H140V220H138V219H135L134 218V220H132L130 223H129V227L131 228V230L133 229L134 231H133V233L134 234H136V233H138V234H140L141 236H139L138 234V236L139 237H142L141 238V241H139V237L137 238L138 240H136V241H138V243L135 241V244H136V246L134 247L135 249H133V248H130V250H127V252L129 253V254H126V252L124 253V254H122L121 255V257L124 255V259H121V258H117V260H116V262L117 261H121V260H124V261H127L128 262V264H130L131 263V261H128V258H129V255H131L132 254V252H131V250L133 251V254L131 255V259H132V264H141V262H136L137 260L138 261H140V260H145V259H149V257L151 258V259H153L152 258V255H153V252H154V255L155 254H158V257H159V255L161 256V254H159V251H160V253H162L161 251H164L165 249H166V251H168V256L169 255H171L173 252L175 253L174 255H173V258H172V256H171V259H173V264H196L197 262H198V264L200 263L199 261H200V259H203L204 257H203V255L205 254L204 252H202V251H205L206 250V248L204 249V247H206L205 246V240H207V239H209L208 237H212V233L214 232V229H216V228H214V225H213V217H215V216H213V217H211L213 214H211L210 215V213H213V212H209V210H208V208H211L210 207V204L211 203H209V205H208V207H206V208H204V206H203V208L204 209H200V212H199V210H198V213L196 212V214H194V212H195V210H194V212H193V209H194V206L196 205V203H195V196H190L189 198H187L186 200L187 201H189L188 202V205H189V203H190V205H191V207L189 208V210H187V213H189V214H187V215H185L184 214V216H186V220L184 221V222H182V223H180L179 224V222H178V216L176 215V214H178V213H175L174 212V210H176V206L173 208V206L174 205H180V204H182L184 201H186L185 199H181V197H182V195L184 194V188L181 190H176ZM189 189V188H188ZM193 189V188H192ZM196 189V188H195ZM190 190V189H189ZM50 191H53V190H51V189H49V190H47L46 189V192H44V193H47V192H50ZM169 191H171V192H169ZM192 191V190H191ZM190 191V192H191ZM246 191V190H245ZM245 191H241V193L239 192V194H237V195H243L244 193H245ZM189 192V191H188ZM189 192V193H190ZM207 192V191H206ZM32 193V192H31ZM30 192H29V194H31ZM43 193V194H44ZM192 193V192H191ZM124 194V193H123ZM228 194H229V192H228ZM54 195V194H53ZM125 195V194H124ZM195 195V194H194ZM200 195V194H199ZM215 195V194H214ZM236 195V196H237ZM235 196V197H236ZM23 196H21V197H18V198H22ZM194 197V198H193ZM206 197V196H205ZM209 197L210 198H212V195L211 196H208V197H206V198H208L209 199ZM147 198V197H146ZM154 198V197H153ZM180 198V199H179ZM232 198H234V197H232ZM42 199V198H41ZM47 199V198H46ZM208 199H206V201H205V203L207 202V200ZM43 200H45V199H43ZM42 200V201H43ZM195 200V201H194ZM211 200V199H210ZM209 200V201H210ZM242 200V199H241ZM40 201L41 200H37V201H34V202H31V203H26L25 205H20V203H22V202H16V203H13V204H11L9 207H12V206H17L15 209H12L11 211H9L8 213H6L7 214V216H13V215H15L16 213H18V212H20V211H23V210H25V209H29V208H31L32 206H34V205H36V203H40ZM24 202V201H23ZM197 202V201H196ZM211 202V201H210ZM5 204V203H4ZM83 204V203H82ZM207 204H208V202H207ZM225 204V203H224ZM4 206V205H3ZM126 206V207H125ZM212 206V205H211ZM1 207V206H0ZM6 207V206H5ZM34 207H36V206H34ZM196 207V206H195ZM33 208V207H32ZM155 208H157V209H155ZM197 208V207H196ZM134 209V208H133ZM212 209V208H211ZM221 209V208H220ZM223 210H224V208H223ZM178 211V210H177ZM117 212V213H116ZM130 212V211H129ZM128 212V213H129ZM220 212V214L222 213V211L220 210L219 211ZM218 212V213H219ZM105 213V212H104ZM103 214V213H102ZM215 214H216V212H215ZM4 215V214H3ZM183 216V215H182ZM218 216H219V214H218ZM2 217V216H1ZM154 217V216H153ZM5 218V217H4ZM98 218V217H97ZM147 218V217H146ZM217 218V217H216ZM1 219V218H0ZM181 219V218H180ZM184 219V218H183ZM182 219V220H183ZM181 220V221H182ZM214 221H216V219H214ZM128 223V222H127ZM62 226V225H61ZM151 226V225H150ZM65 227V226H64ZM140 227V233L139 232H136L135 231V229H137V231L139 230L138 228ZM6 228V227H5ZM61 229V228H60ZM65 229V228H64ZM63 229V230H64ZM65 230H67V229H65ZM97 230H100L99 231V233H97L96 231ZM62 231V230H61ZM94 232H96L95 234H92V233H94ZM146 231H144V233H145ZM149 232V231H148ZM60 233V232H59ZM76 233V232H75ZM215 233V232H214ZM74 234V233H73ZM77 234H80V230H79V233H76V234H74V235H77ZM98 234H100V238H96V237H98ZM101 234H102V237H101ZM160 234V233H159ZM71 235V234H70ZM73 235V236H74ZM125 235V234H124ZM211 235V236H210ZM215 235V234H214ZM64 236V235H63ZM78 236V235H77ZM64 238H67V237H64ZM69 238H72V236L70 237L69 236ZM69 238L68 239H66V240H69ZM213 238V237H212ZM211 238V239H212ZM60 239V238H59ZM100 239V240H99ZM154 239H156L155 241H153ZM47 240V239H46ZM62 240H64V239H62ZM44 241V240H43ZM42 241V242H43ZM37 242H39L38 240H37ZM41 242V241H40ZM39 242V243H40ZM63 242V241H62ZM56 243H57V240H56ZM65 243V242H64ZM100 244L99 245H101V246H103L104 247V245H103V241H102V244H101V242H99ZM32 244V243H31ZM61 244H63V243H61ZM107 244H109V242L107 243ZM241 244V243H240ZM54 245H58V244H55V242H51L50 244H45V245H43L40 249H41V251H45V250H47L48 248H53L54 247ZM59 246V245H58ZM98 246V245H97ZM133 246V245H132ZM103 247H101V248H103ZM105 247L106 248H108V246L105 244ZM104 247V248H105ZM253 247V246H252ZM55 248V247H54ZM100 248V254H98L99 252V249H98V255L99 256H103L104 254H103V252L105 251V250H103V249H101ZM105 248V249H106ZM208 248V247H207ZM226 248V247H225ZM224 248V249H225ZM229 248V247H228ZM235 248V247H234ZM109 249V248H108ZM107 249V250H108ZM221 249H223V247L222 246H220V247H216V249H214V250H216V251H214L213 253H212V251H211V255L213 254V255H215V253H218ZM223 249V250H224ZM227 249V248H226ZM49 250H51V249H49ZM110 250V249H109ZM235 250V249H234ZM126 251V250H125ZM222 251V250H221ZM225 251V250H224ZM258 251L259 250H257L252 256H255V257H258L257 256V253H258ZM131 252V253H130ZM155 252H158V253H155ZM206 253L208 252L207 250L205 251ZM233 252V251H232ZM107 253V252H106ZM105 253V255H106V258H105V255L103 256V258H105V259H100V261H102L101 263H100V261H97V262H99L100 264H116V263H114L113 261H112V259L110 258H107V254ZM108 253H109V251H108ZM204 253V254H203ZM220 253V252H219ZM222 253V252H221ZM224 253V252H223ZM117 254V253H116ZM166 253H164V255H165ZM208 254V253H207ZM210 254V253H209ZM246 254H247V252H246ZM249 255H250V253H248ZM248 254H247V256H248ZM258 254H260V252L258 253ZM50 255V254H49ZM109 255V254H108ZM110 255H111V252H110ZM164 255H163V257H164ZM216 255H218V254H216ZM240 255V254H239ZM208 255H206L205 254V257H207ZM230 256V255H229ZM246 256V255H245ZM69 257V258H68ZM111 257H113V255H111ZM114 257H115V255H114ZM113 257V258H114ZM156 257V256H155ZM158 257H156V258H158ZM162 257V256H161ZM166 257H167V254H166ZM165 257V258H166ZM227 257V256H226ZM241 257V256H240ZM244 256L242 255V258H243ZM260 257V256H259ZM52 258H49V256H46V258L45 259H51V260H53ZM66 258V259H65ZM169 258V257H168ZM208 258L210 259L211 257H209L208 256ZM72 259V258H71ZM121 259V260H120ZM162 259V258H161ZM205 259V258H204ZM209 259H205V260H209ZM228 259V258H227ZM227 259L225 258V260H221L220 262H221V264H228V262H227ZM97 260V259H96ZM158 260H160V258H158ZM162 260H164V258L162 259ZM166 260V259H165ZM205 260H203V261H205ZM47 261V260H46ZM50 261V260H49ZM146 261V260H145ZM149 261H151V260H149ZM148 260H147V262H149ZM154 261V260H153ZM161 261V260H160ZM171 261V260H170ZM233 261V260H232ZM39 262V261H38ZM66 262V261H65ZM96 261H95V263H97ZM130 262V263H129ZM142 262H144V261H142ZM163 262H166V261H163ZM169 261H167V263H168ZM176 262V263H175ZM43 263H44V261H43ZM47 263V262H46ZM92 263V262H91ZM90 263V264H91ZM98 263V264H99ZM118 263V262H117ZM122 263V262H121ZM157 263H159V261L157 262ZM171 263V262H170ZM253 263V262H252ZM84 264V263H83ZM88 264V263H87ZM119 264V263H118ZM124 264H127V263H124ZM146 264V263H145ZM151 264V263H150ZM159 264H163L162 262H160ZM206 264H207V262H206ZM220 264V263H219ZM256 264V263H255Z\"/></svg>", "mask_w": 264, "mask_h": 264}, {"label": "clouds", "instance_id": "3", "mask_svg": "<svg viewBox=\"0 0 264 264\" xmlns=\"http://www.w3.org/2000/svg\"><path fill=\"white\" fill-rule=\"evenodd\" d=\"M250 11H251V9H250ZM216 39L219 41V43L216 47L227 48V47H230L234 42H238L239 36L236 34H230V33H218L216 35ZM76 191L79 194H81V193L83 194V200L86 202L85 204H81L77 209H80V208L86 207V206L90 207L91 204L95 202V197L91 191H86L84 189H77ZM56 197L58 199L64 198V194L61 191V189L59 190L58 193H56ZM69 199H70V197H69ZM49 204L54 207L56 204V200L49 201ZM67 215L68 214H58L54 217L53 216L44 217L42 220V224H46L48 221H54L58 225L59 223H61L63 221L64 217ZM49 233L54 234L55 229L50 227Z\"/></svg>", "mask_w": 264, "mask_h": 264}]
</instances>
